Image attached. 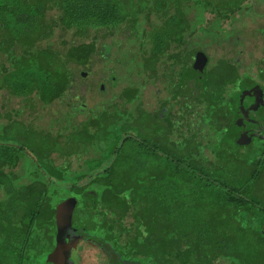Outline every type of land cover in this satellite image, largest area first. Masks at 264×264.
I'll use <instances>...</instances> for the list:
<instances>
[{
	"label": "trees",
	"instance_id": "1",
	"mask_svg": "<svg viewBox=\"0 0 264 264\" xmlns=\"http://www.w3.org/2000/svg\"><path fill=\"white\" fill-rule=\"evenodd\" d=\"M151 1L154 0H0V91L4 89L15 97L36 99L41 107H45L69 91L76 69L86 67L98 49L95 38L113 34V30L123 25L126 30L132 29L128 31L129 40L140 48L139 53H135L138 62H133L134 54H127L125 49L122 56L127 59L125 65L131 62L129 68H140L142 72L147 70L152 75H156L160 68L167 71L166 79L169 82H166V86L172 97L187 93L191 81L199 100L217 106L216 112L220 117L218 128L227 134L226 139L237 138L235 128L229 129L226 123L221 122L224 118L228 121L231 118L229 111L226 112V108L220 105L226 86L235 84L239 79L238 67L223 58L201 75L200 72H193L190 66L197 51L205 53L211 44L221 40L218 37L227 38L231 24L241 12L247 11L250 0ZM143 20L147 23L146 27L140 26ZM63 30L72 32L71 41L59 38ZM54 35L58 37L57 46L52 43ZM197 36L203 39H197ZM231 44H236V41L232 40ZM113 45L118 48L114 40L101 45L104 59ZM139 88L124 86L123 95L120 94L125 97L124 102L135 100ZM162 103L157 110L152 109L157 112L149 114L154 133L146 135V139L142 135H128L130 130H126L129 127H126L121 114H115L120 120L119 132L110 130L108 124L112 122V116L104 111L110 116L108 120L102 111L105 117L100 112L97 118L91 117L93 121L91 118L83 119L85 124L81 128H85L72 132L66 146L58 145L57 137L49 132L5 111L4 116L8 119L0 118V232L5 234L7 229H12L10 235L6 231L3 240L0 238V243L3 241L6 245L4 250L8 249V252H3L0 248L2 256L8 257L14 253L17 264H21L28 249L43 253L41 247L30 248V245L41 242V238L45 239L42 242L53 244L54 205L61 202L60 198L64 201L74 200L70 207V228L82 229V236H94L96 241H99V234L107 235L104 240L114 237L111 233L115 225L123 229V218L131 216L135 221L136 233L132 235L133 245L129 249L134 251L133 246L136 245V254L162 256L165 261L158 260L159 263L212 264L219 258L225 259L227 255L242 258L243 254L239 253L248 249L238 247L239 242L252 246L254 254L261 250L264 256V206L241 193L239 188L243 189L245 184L233 182L225 185L218 179L224 178L225 161L232 154L210 148L209 153L205 150V153L194 155V152L206 147L211 136L206 135L203 127L188 126L189 122L185 123V127L180 124L174 129L172 104L163 111L162 107L167 102ZM137 105L141 106L140 101H137ZM187 109L185 107L184 112ZM140 110L144 114L143 108ZM17 112L15 115L19 114ZM31 134H37L32 143L22 139ZM204 137H208L206 141ZM239 137L245 141L237 142L236 153L238 149L246 147L248 156L245 163L252 162L246 164L252 166L250 173L253 170L255 174L257 171L261 173L264 169V146L251 141L248 135ZM80 144L94 145V157L85 158L82 162L87 167L79 164L68 170L67 167L53 164L51 152L55 150L57 156H70L78 153ZM123 153L128 161L120 155ZM158 156L162 157V161ZM22 157L33 167L28 177H25L27 173L22 175L14 171L17 164L21 169L18 162ZM230 159L236 161L234 157ZM218 163L223 164L222 169L212 171L211 166L219 167ZM240 167L236 169V165H231L227 169L240 171ZM108 168L109 173L106 172ZM95 190L100 191L99 194ZM98 206L102 214L99 221L92 213ZM256 219L262 222H256ZM106 228L110 234H104ZM244 238L250 241L244 242ZM11 245L15 246L10 248ZM7 261L10 260L4 264H9ZM251 261L249 259L245 263L254 264Z\"/></svg>",
	"mask_w": 264,
	"mask_h": 264
},
{
	"label": "rangeland",
	"instance_id": "2",
	"mask_svg": "<svg viewBox=\"0 0 264 264\" xmlns=\"http://www.w3.org/2000/svg\"><path fill=\"white\" fill-rule=\"evenodd\" d=\"M247 22H248V26L246 27H249V32H246L244 28L241 26V24L237 23L236 21L233 22L230 26V30H235L233 33H235L237 30L236 36H238L239 43H236L237 45L236 51L232 49L231 45H226V41L224 40V37H223L218 43L211 44L210 49L207 51L208 55L211 56L210 60H215L217 57L219 58L222 55H226L227 57L233 56L236 62L240 60V64L242 66L246 65L248 70L253 69L252 64H254L255 61L257 60L256 58H258L261 55V52L258 49H260L262 42L260 40L261 36L259 34H255L250 31L253 25L261 26V24L259 22H254L251 19H249ZM140 26L146 27L147 26L146 21L143 20L140 23ZM131 30L132 29H128V30L124 29L122 25L121 28H118L117 30H113V34H108L106 36H101V37L98 36L97 39L95 38V42H96L98 49L95 52V54H93V56L90 58V61L86 65V67L85 66L78 67L76 69V73L74 74V80L73 82H71L69 86V91L66 92L63 97H61L62 99L58 98L55 101L51 102L50 104L46 105L45 107H41V105L39 104V101L36 99H30V98L24 99L18 96L15 97L7 93L6 91H4V89H2L0 91L2 92L0 94V118L2 119L7 118L4 116L5 111H9L11 112L13 116H15V110L17 109L19 110L18 112L19 114H16L17 119L22 118V120H24L25 123L28 122L29 124H32V126H36L40 129H43V131L49 132L51 136L57 137L58 145L66 146V144L70 142L71 140L70 138H72V132L78 131L79 128H81V125L83 124L82 123L83 119L88 120V118L94 117L100 114V112L102 111L104 112L105 110L107 113L110 112L109 115L111 114L112 116V122L108 124V128L110 130H114V132L117 133L118 131L117 128L119 126L118 123L120 120L117 118L115 114H118V115L121 114L122 115L121 117H123V121L126 127H129L130 129L133 128L131 129L132 131L129 129L130 131L127 134L131 133L130 135H133V136L142 135V137L146 139V135L149 136L150 134L151 136V134L154 133L153 130L151 129L153 126V123L150 121L149 114L156 112V111H153L152 109L157 110L158 106L161 107V105L163 104L162 101L163 102L165 101L167 102V104L166 106H164V109H162L163 111H166L172 104L171 112L175 116L173 118V120L175 119L174 120L175 124L173 127L174 129H175V126L176 127L179 126L180 123H182L181 125L182 127H185V123L189 122L188 126L194 127V128H196L197 126L198 129H200V127L201 128L203 127V130L206 133V135L211 136L206 143V147H202L201 149L202 151L200 150L197 153L194 152V155L200 154L201 152L203 153L205 150H207V153H209L210 148H213V150L215 151L221 150L222 152H226V154L230 152L232 156L226 159L225 161L226 166H224L226 170L222 174V176L224 177L223 178L224 180L222 178H218V179H220L221 182L224 183L225 185L232 184L233 182H237L238 184L240 183L245 184L243 189L239 188L241 193L244 196H248L253 201L259 204H262L264 206V198H263L264 197V169H262L261 173L257 171V173L255 174L254 173L255 170H253L250 173L249 168H251L252 166H247L246 164H252V162L250 161V162L245 163V161L247 160V156H248V150L246 149V147H244L243 149H238L239 150L238 154L236 153L237 152L236 150L237 142L241 143L243 142V139L240 138L241 140L238 139V141L235 138L226 139L227 138L226 134L223 133L218 128L220 117L217 116L218 115V113L216 112L217 106L213 103L211 104V102H208V103L206 102L207 105L203 107L204 113H201L199 111L200 110L199 100L195 98L197 93L195 89H193L191 81H189L190 89H188L187 93H180L178 94V96L172 97L171 93L168 92V89L166 86L167 85L166 82H169L166 79V76L168 74L167 71L164 72L160 68L159 71L156 73V75H152V74H149L147 70L145 72H142V69L140 68H129L131 62H128L125 65V63L127 62V59H123L122 57L124 53L126 52L125 49H127L128 51L127 54L128 53L129 55L134 54V58L132 59L133 62L134 61L136 62V60L138 62L139 60L138 56L135 55V53L136 52L139 53L138 51L140 50V48L138 47L137 43L133 44V42L129 40L130 37L128 36V31H131ZM60 33H61L59 37L60 39H65L67 41L72 40L71 31L63 30V32L60 31ZM57 38L58 37H55L54 35L53 40H52V43L54 46L58 45ZM200 38L201 37L197 36V39H200ZM113 40L116 44L118 43V48L115 45L110 46L109 54L107 55V58L104 59L103 55L101 54V50H102L101 45H103L104 42L110 43ZM241 48L243 49L242 52L239 51V49ZM119 49L121 50L119 51ZM248 53H250V55H248ZM175 67H176V64H175ZM110 74L114 75L113 77L116 78L117 83H115L114 86H112V84L109 83L110 80L108 77ZM102 79H105V82L107 81L105 94H103L102 90L98 86L99 81ZM129 85L140 87L139 91L135 93L137 95L136 97L137 100L135 101H140L144 114L141 112L140 109H138L139 107L136 106L137 102L133 100L132 102L126 103L124 102L123 97L120 95L122 88L124 86H129ZM66 99H68V101ZM66 102L68 105L66 104ZM221 102L223 104H221L220 106L225 108V105H227L226 98L223 97ZM76 103L77 104L79 103L78 106ZM82 103L84 104V106H82L83 105ZM79 106L81 107V109L79 108ZM73 107L78 108V110L77 109L73 110L72 109ZM185 107L189 108L186 110V112H184ZM150 110L152 111L148 112ZM112 111H114V113ZM135 111H136V116H134ZM182 114H183V117H181ZM199 115H201V117ZM207 116L209 118H207ZM23 117H25V119ZM106 119L109 120L110 116H107ZM200 121L202 123H200ZM208 123L210 124V126ZM141 129H142V132L145 134V136L141 132ZM173 132L175 131L173 130L172 134H174ZM36 138H37V134H31L29 136L23 137L22 139L25 142L32 143L34 140H36ZM207 138L204 137L203 138L204 141H206ZM94 142L96 143V141ZM81 145L82 147H80L78 153L71 154L70 156H57L58 153L56 151L51 152L50 157L52 159L53 164L60 166L62 168L67 167L69 170V169L78 167L79 164H82L85 158L94 157L93 152H92L93 149L91 145H87V144H81ZM222 147L225 149H223ZM228 147L229 149L227 150L226 148ZM126 148L127 147H125V151H126ZM83 149H86V150H83ZM27 151L33 152L32 150H27ZM100 151L104 152V150L102 149H100ZM124 153L122 154V158H124L125 161H128L129 159L125 156ZM232 157L236 158V161H232L230 159ZM18 163L20 164L19 166H21V169L19 170L18 164H17L14 167V171L22 175H24V173H27L25 177H28L29 173H32L33 171V167L31 166V163L26 162V160L23 157L20 159ZM218 165L219 167L211 166V170L213 171L214 169L216 170L222 169L223 164L218 163ZM231 165H236V169H238V167L241 166L240 171H237V170H236L237 172L228 171L227 168ZM81 167L84 168V167H87V165L82 164ZM22 175L20 177H22ZM61 184L67 185L68 183H61ZM54 189L57 192V189L56 188ZM72 203H73V200L64 201V204L66 207H71ZM100 210H101V207L98 206L95 209V211L92 212L95 214L94 216L96 217L98 221L101 220L102 218V214ZM132 219L133 218L129 215L125 216L121 224L123 226V229L118 228V226L115 225L111 233L112 235H114V237L108 240H104V237L106 239L107 235L105 236V235L99 234L97 238L99 239V241H102L103 243L99 242L100 246L98 245L97 242L93 243V247L97 245L100 250V251L96 250L97 252L95 254H100V252L101 254H104L105 253L104 249L107 248V246H105L104 243H107L109 248L106 250H109L110 252V249H112V247L114 246L113 252L116 251V253L117 252L120 253V255L126 257L128 259V262L130 263L134 262V264H155V261H158V260L164 262L165 260L163 259V257L162 256L157 257L156 254H153V255L148 254L147 256H144L143 254H136L135 249H138L137 248L138 246L136 245L133 246L134 251L129 249V247H131V244L133 245V243H131V239H132V235L135 232L134 231L135 221H132ZM256 222H262V221L260 219H256ZM11 229L12 228L6 230L7 235L11 234ZM6 231L4 232L5 234H2V231L0 232V238H2V240H3V237H5L6 235ZM107 232H108V229L106 228L104 230V234ZM96 234H98V232ZM83 239H85L83 238V236L76 234L75 240L72 241L71 243L72 248H74L72 252L75 255L74 257L75 261H78L77 259H79L77 254H79L82 258L85 257L86 259H88L90 256H93L92 254H89V253L84 254L87 251L86 249L87 246L91 244L90 242L88 243V245L81 244V241H83ZM40 240L41 242H39L38 244L30 245V248L40 249L41 247L43 248L42 249L43 253L40 254V253H37L39 251L28 249L27 251L28 253H26L25 257L21 260V264H48V260L46 256L47 254H50L52 250L54 249V243L49 244L48 241L44 243L42 242V240H45V239H42V238ZM249 241L250 239L244 238V242L248 243ZM1 242L2 243H0L1 244L0 248L3 250V252H8V249L4 250V247L6 245L3 243V241ZM31 243H33V241ZM14 246L15 245H11L10 248ZM238 247H245L248 249V251L244 250L241 253H239L241 255L243 254L242 258L239 256L235 257L234 255H227L225 259L219 258L215 260L213 264H246L245 262H248L249 259H252L251 263L254 262V264H264V256L261 255L262 254L261 250H257V254H254L253 253L254 250L252 249L253 248L252 246L248 244L243 245L240 242L238 243ZM44 249H45V252H44ZM76 252L78 253L76 254ZM16 253L17 252H15V254ZM13 254L14 253H12L11 256L5 257V256H2V254L0 253V264H4L6 260H10V261H7L9 264H17V260H15V256ZM95 259H97L96 256L93 259L91 258V260H95ZM166 264H169V262H166Z\"/></svg>",
	"mask_w": 264,
	"mask_h": 264
},
{
	"label": "flooded vegetation",
	"instance_id": "3",
	"mask_svg": "<svg viewBox=\"0 0 264 264\" xmlns=\"http://www.w3.org/2000/svg\"><path fill=\"white\" fill-rule=\"evenodd\" d=\"M248 3H250V6L248 7L246 13L241 12L240 15L238 16V19H236V22L241 24V26L244 28V30L246 32H249V27H246V26H248L247 21L249 19H251L254 22H259L261 24V26L253 25L251 27V31H250V32H253L255 34H259L262 38V39H260L262 42V45L260 46V49H258V50H260L261 55L257 58L255 63L252 64V67H253L252 70L253 71L248 70L246 65L242 66L240 64V60H238L236 62L234 60L233 56L227 57L226 55H222L219 58L217 57L215 60H210L211 56L208 55V52H207L208 50L205 53H203L206 56V59L204 60L205 61L204 64L199 63L200 60L198 58H202V57H200L199 54H198L199 56L197 55V53L199 51H197V53H196L197 56L194 55V57L191 60L192 64L194 62L195 63L197 62V64L201 67V69L199 66H198L199 68L196 67L194 69L192 67V64H191L190 68L193 72H200L202 75L203 71L209 70L210 68H212L215 65L213 63H217L220 59H223V58L229 59V61L231 63H233L234 66L238 67V72H239L238 73V76H239L238 81L233 85L226 86L225 93L223 94L224 95L223 97L226 98V104H227V105H225L226 111L232 110V111H230V113L232 112L230 114L231 120L228 123V120H226L224 118L223 120H221V122L226 123L227 125L229 124L228 125L229 128L234 127L235 130L237 131L236 133H238L236 135H238V136H241L242 134L248 135V136L253 135L252 138L250 137L251 140L253 141L255 139L254 142H257L258 144H262L264 146V122H263L264 121V113H263L264 112V57H262V56H264V21H263L264 20V0H250V2H248ZM234 31L235 30H229L228 31L229 35L227 36V38L225 37L224 40L226 41V45H231L232 49L236 51L237 45L231 44L232 40H233V42L236 41V43H239L238 36H236L237 30L235 33H233ZM242 50H243L242 48L239 49L240 52H242ZM248 55H250V53H248ZM113 76L114 75L110 74L108 77L110 80L109 83L112 84V86H114L115 83H117L116 78H114ZM245 76L249 77V78L251 77L250 80H249V78H246ZM244 78H246V79H244ZM106 82H105V79H102L98 83L99 88L101 90H105V92H106V89H105L106 88ZM244 82H246V83H244ZM101 84H103V86ZM104 85H105V87H104ZM237 85H238V87H237ZM230 87H232V88H230ZM105 92L103 94H105ZM239 93H241V94H239ZM195 98H197L198 100L200 99V97L198 98L197 95L195 96ZM199 104H200V110L199 111L202 112L203 107L205 105H207V103L204 100L203 101L199 100ZM246 106H248V107H246ZM162 109H164V107H162ZM244 109H245V111H244ZM235 110H236V113H235ZM256 110H258V111L255 112ZM262 110H263V112H262ZM261 112H262V114H261ZM238 116H239V118H238ZM236 127H240L241 129L240 128L236 129ZM242 127H243V129H242ZM250 131H252V132H250ZM257 137H259V138H257ZM69 197H71V196H69ZM64 198H67V197H64ZM59 200L61 201L62 207L64 209L67 208L64 204V200L61 198ZM56 205H57V203L55 202V207H56ZM72 230H75V233L71 237L64 235V233H66L67 230L63 231V233L61 235V239L64 241L63 244H65L67 242V248H65V250H60L59 252H57V254H63L62 252L64 251V252H66V254L67 253L71 254V259H74L75 255L72 252L74 248H72V245H71L72 249L71 248L69 249V244H71L72 241L75 240L76 234L81 235V236L83 234L82 233L80 234V232H81L80 230H82V229H75L74 228ZM53 234H54L53 237H54V248H55V245H56L55 244L56 243L55 242V240H56L55 226H54V233ZM66 236H67V238H66ZM83 237H85V236H83ZM89 242L91 245H88ZM94 242H102V241L94 240V236L85 237V239H83V241H81V244H87L88 245L86 248L87 251L84 254L89 253V254H92L93 256H90L88 259H86L85 257L81 258V259H77L79 264H81V263L82 264H84V263H86V264H134V262H131V263L128 262V259L124 256H121L120 253H118V252L116 253V251H114L115 252L114 253L113 249H110V252H109V250H106L109 248L107 243H104L105 246H107V248L104 249V251H105L104 254H101V252H100V254H95L97 251H100V250H99V247L97 245L95 247H93ZM98 245L100 246L99 243H98ZM77 253L78 252H76V254ZM116 254L118 255V257ZM77 255L80 258V255L79 254H77ZM95 256L97 257V259L91 260V258L93 259ZM23 257H24V255H23ZM112 261H113V263H112ZM213 262H212V264H213ZM48 264H52V263L48 262ZM155 264H163V263L162 262L159 263V262L155 261Z\"/></svg>",
	"mask_w": 264,
	"mask_h": 264
},
{
	"label": "water",
	"instance_id": "4",
	"mask_svg": "<svg viewBox=\"0 0 264 264\" xmlns=\"http://www.w3.org/2000/svg\"><path fill=\"white\" fill-rule=\"evenodd\" d=\"M200 55V57L202 58H198L200 60V64H204V60L206 59V56L200 51L197 53V55ZM198 55V56H199ZM199 65L197 64V62L192 64V67L195 69L196 67H198ZM201 69V67H200ZM103 86V84H101ZM84 106V105H82ZM68 200V199H67ZM73 200V199H72ZM71 213L72 210L70 209V207L67 208H63L61 205V202H57V205L55 207V236H56V240H55V248L52 250V252L50 254H47L46 258L48 260V262H51L52 264H75L74 259H71V254H66V252H62L63 254H57V252H59L60 250H65V248H67V242L65 244L64 241L61 239V235L63 233V231H66V233H64V235L67 236H72L75 233V230L70 229V217H71ZM66 236V238H67ZM65 238V239H66ZM71 244H69V249ZM72 249V248H71ZM117 255V254H116ZM118 257V255H117Z\"/></svg>",
	"mask_w": 264,
	"mask_h": 264
},
{
	"label": "bare ground",
	"instance_id": "5",
	"mask_svg": "<svg viewBox=\"0 0 264 264\" xmlns=\"http://www.w3.org/2000/svg\"><path fill=\"white\" fill-rule=\"evenodd\" d=\"M148 1H149V0H148ZM157 1H158V0H157ZM152 2L155 3V0H154V1H151V3H152ZM233 2H235V1H232V3H233ZM262 2H263V1H262ZM204 3L206 4L207 2H204ZM235 3H236V2H235ZM235 3H234V4H235ZM202 4H203V3H202ZM236 4H237V3H236ZM230 5H231V4H230ZM230 5H229V7H230ZM234 6H236V5H234ZM211 7H214V6H211ZM227 7H228V6H227ZM227 7H226V8H227ZM231 9H232V8H231ZM245 9H246V8H245ZM196 10H197V9H196ZM207 10H208V9H207ZM219 10H220V9H219ZM223 10H224V9H223ZM223 10H222V11H223ZM238 10H239V9H238ZM250 10H251V9H250ZM180 11H181V10H180ZM182 11H185V10L183 9ZM213 12H214V11H213ZM187 13H188V12H187ZM196 13H197V12H196ZM196 13H194V14H196ZM232 13H233V12H232ZM238 13H239V12H238ZM245 13H246V12H245ZM220 14H221V13H220ZM228 14H229V13H228ZM230 14H231V13H230ZM250 14H251V13H250ZM188 15H189V14H188ZM213 15H214V14H213ZM231 15H232V14H231ZM244 15H245V14H244ZM253 16H254V15H253ZM194 17H195V16H194ZM215 17H217V16H215ZM227 17H228V16H227ZM241 17H242V16H241ZM246 17H247V16H246ZM183 18H184V17H183ZM218 18H219V17H218ZM232 18H234V17H232ZM237 18H238V17H237ZM215 19H216V18H215ZM193 20H194V19H193ZM196 20H197V19H196ZM190 21H191V20H190ZM184 22H185V21H184ZM194 22H196V21H194ZM216 22H217V21H216ZM216 22H215V23H216ZM218 22H219V21H218ZM227 22H228V21H227ZM227 22H226V23H227ZM207 23H209V22H207ZM211 23H212V22H211ZM222 23H223V22H222ZM184 24H185V23H184ZM184 24H183V27L185 26ZM181 25H182V24H181ZM188 25H189V24H188ZM192 25H194V24H192ZM209 26H212V24L209 25ZM185 27H186V26H185ZM191 27H192V26H191ZM191 27H190V28H191ZM200 27H201V26H200ZM200 27H199V28H200ZM213 27H214V25H213ZM244 27H245V26H244ZM187 28H188V27H186V29H187ZM102 29H103V28H102ZM220 29L223 30L222 27H221ZM182 30H183V29H182ZM203 30H204V29H203ZM203 30H202V33H203ZM184 31H185V30H184ZM191 31H192V30H191ZM198 31H199V30H198ZM198 31H197V32H198ZM209 31H210V30H209ZM213 31H214V30H213ZM259 31H260V30H259ZM210 32H211V31H210ZM205 33H206V32H205ZM207 33H208V32H207ZM215 33H216V32H215ZM215 33H214V34H215ZM218 33H219V32H218ZM181 34H182V33H181ZM181 34H179V35L181 36ZM194 34H195V33H194ZM197 34H198V33H197ZM95 35H96V34H95ZM105 35H106V34H105ZM208 35H210V34H208ZM208 35H206V36H208ZM238 35H239V34H238ZM180 36H179V37H180ZM190 37H192V36H190ZM216 37H217V36H216ZM104 38H105V37H104ZM201 38H202V37H201ZM201 38H200V39H201ZM218 38L221 39V37H218ZM184 39H185V38H184ZM202 39H203V38H202ZM204 39H205V38H204ZM206 39H207V38H206ZM220 39H219V40H220ZM261 39H262V38H261ZM176 40H177V39H176ZM185 40H186V39H185ZM177 41H178V40H177ZM180 41H181V40H180ZM178 42H179V41H178ZM178 42H177V43H178ZM211 42H212V41H211ZM249 42H250V41H249ZM175 43H176V41H175ZM180 43H181V42H180ZM250 43H251V42H250ZM248 44H249V43H248ZM207 45H208V44H207ZM197 46H198V45H197ZM251 46H252V45H251ZM195 55H196V54H195ZM196 56H197V55H196ZM262 57H264V56H262ZM256 59H257V58H256ZM182 64H183V63H182ZM184 64H185V63H184ZM185 67H186V66H185ZM150 73H151V72H150ZM248 76H249V75H248ZM250 78H251V77H250ZM250 78H249V80H250ZM234 79H235V78H234ZM244 79H246V78H244ZM229 81H230V80H229ZM240 81H241V80H240ZM246 81H247V80H246ZM242 82H243V81H242ZM227 83H228V82H227ZM244 83H246V82H244ZM238 84H239V83H238ZM104 87H105V85H104ZM237 87H238V85H237ZM247 87H248V86H247ZM105 89H106V88H105ZM252 89H253V88H252ZM108 90H109V89H108ZM247 90H248V89H247ZM243 91H244V90H243ZM122 92H123V90H122L120 93H122ZM237 92H238V91H237ZM110 93H111V92H110ZM110 93H109V94H110ZM117 93H118V92H117ZM73 94H74V93H73ZM113 94H114V93H113ZM133 94H134V93H133ZM239 94H241V93H239ZM121 95H123V94H121ZM233 95H234V94H233ZM105 97H106V96H105ZM116 97H117V96H116ZM123 97H124V96H123ZM119 98H120V96H119ZM124 98H125V97H124ZM126 98H127V97H126ZM131 98H134V97H131ZM61 99H62V98H61ZM66 100L68 101V99H66ZM128 100H129V99H128ZM130 100H131V99H130ZM135 100H137V99H135ZM135 100H134V101H135ZM64 101H65V99H64ZM81 101H82V100H81ZM124 101H125V100H124ZM243 101H244V100H243ZM76 102H77V101H76ZM135 102H137V101H135ZM105 103H107V102H105ZM119 103H120V102H119ZM121 103H122V102H121ZM126 103H127V102H126ZM66 104H67V102H66ZM76 104H77V103H76ZM78 104H79V103H78ZM78 104H77V106H78ZM82 104H83V103H82ZM157 104H158V103H157ZM64 105H65V104H64ZM67 105H68V104H67ZM67 105H66V106H67ZM83 105H84V104H83ZM106 105H107V104H106ZM114 105H115V104H114ZM138 105H139V104H138ZM138 105H136V106H138ZM153 105H155V104H153ZM239 105H240V104H239ZM122 106H123V105H122ZM261 106H262V105H261ZM75 107H76V106H75ZM79 107H80V106H79ZM107 107H108V106H107ZM118 107H119V106H118ZM140 107H141V106H139V108H140ZM246 107H248V106H246ZM136 108H137V107H136ZM141 108H142V107H141ZM141 108H140V109H141ZM239 108H240V107H239ZM242 108H243V107H242ZM14 109H15V108H14ZM61 109H62V108H61ZM74 109H75V108H74ZM83 109H84V108H83ZM111 109H112V108H111ZM113 109H115V108H113ZM16 110H17V109H16ZM77 110H78V109H77ZM116 110H117V109H116ZM236 110H237V109H236ZM236 110H235V113H236ZM104 111H105V110H104ZM109 111H111V110H109ZM183 111H184V110H183ZM228 111H229V110H227L226 112H228ZM230 111H232V110H230ZM230 111H229V113H228L229 116H230V114L232 113V112L230 113ZM244 111H245V109H244ZM257 111H258V110H256L255 112H257ZM16 112H17V111H15V113H16ZM74 112H75V111H74ZM82 112H83V111H82ZM105 112H106V111H105ZM105 112H104V113H105ZM112 112L114 113V111H112ZM150 112H151V110H150ZM156 112H157V111H156ZM174 112H176V111H174ZM180 112H181V111H180ZM262 112H263V110H262ZM262 112H261V114H262ZM17 113H18V112H17ZM80 113H81V112H80ZM104 113L101 112V114H104ZM106 113H107V112H106ZM106 113H105V114H106ZM109 113H110V112H109ZM159 113H160V112H159ZM187 113H189V112H187ZM196 113H197V112H196ZM263 113H264V112H263ZM105 114H104V117L107 115V114H106V115H105ZM177 114H178V113H177ZM190 114H191V113H190ZM223 114H224V113H223ZM226 114H227V113H226ZM226 114H225V116H226ZM11 115H12V114H11ZM99 115H100V114L96 115V118H97ZM162 115H163V114H162ZM169 115H170V114H169ZM172 115H173V114H172ZM182 115H183V114H182ZM196 115H197V114H196ZM244 115H245V114H244ZM7 116H8V115H7ZM15 116H16V115H15ZM19 116H20V115H19ZM107 116H109V115H107ZM110 116H111V114H110ZM179 116H180V115H179ZM191 116H192V115H191ZM205 116H206V115H205ZM217 116H218V115H217ZM223 116H224V115H223ZM229 116H227V117H229ZM234 116H235V115H234ZM259 116H260V115H259ZM262 116H263V115H262ZM2 117H3V116H2ZM16 117H17V116H16ZM158 117H159V116H158ZM177 117H178V116H177ZM202 117H203V116H202ZM10 118H11V117H10ZM14 118H15V117H14ZM23 118L25 119V117H23ZM92 118L94 119V117H92ZM92 118H91V119H92ZM96 118H95V119H96ZM101 118H102V117H101ZM179 118H180V117H179ZM207 118H209V117L207 116ZM230 118H231V117H230ZM235 118H236V117H235ZM238 118H239V116H238ZM7 119H8V118H7ZM93 119H92V121H93ZM205 119H206V118H205ZM258 119H259V118H258ZM21 120H22V118H21ZM174 120H175V119H174ZM184 120H185V119H184ZM197 120H198V119H197ZM197 120H196V121H197ZM230 120H231V119H230ZM230 120L228 121V123L230 122ZM233 120H234V119H233ZM233 120H232V121H233ZM239 121H240V120H239ZM240 122H241V121H240ZM240 122H239V123H240ZM243 122H244V121H243ZM263 122H264V121H263ZM82 123L85 124L84 121H83ZM133 123H134V122H133ZM133 123H132V124H133ZM172 123H173V122H172ZM172 123H171V124H172ZM177 123H178V122H177ZM200 123H202V122L200 121ZM233 123H234V122H233ZM83 124H82V125H83ZM178 124H179V123H178ZM180 124L182 125V123H180ZM180 124H179V126H180ZM208 124H209V123H208ZM230 124H231V123H230ZM236 124H237V123H236ZM244 124H245V123H244ZM93 125H94V124H93ZM197 125H199V124H197ZM205 125H206V124H205ZM228 125H229V124H228ZM85 126H86V125H85ZM209 126H210V124H209ZM230 126H231V125H230ZM262 126H263V125H262ZM262 126H261V127H262ZM0 127H1V126H0ZM91 127H92V126H91ZM118 127H119V126H118ZM175 127H176V126H175ZM181 127H182V126H181ZM227 127L229 128V126H227ZM82 128L84 129L85 127L82 126ZM82 128H79V130L82 129ZM98 128H99V125H98ZM170 128H171V127H170ZM176 128H177V127H176ZM192 128H194V127H192ZM196 128H198V127L196 126ZM237 128H240V127H236V129H237ZM129 129H130V128H129ZM129 129H126V130H129ZM131 129H133V128H131ZM131 129H130V130H131ZM229 129H230V128H229ZM233 129H234V127H233ZM240 129H241V128H240ZM242 129H243V127H242ZM42 130H43V129H42ZM86 130H87V129H86ZM180 130H181V129H180ZM180 130H179V131H180ZM208 130H209V129H208ZM244 130H245V129H244ZM247 130H248V129H247ZM112 131H114V130H112ZM131 131H132V130H131ZM133 131H134V130H133ZM135 131H136V129H135ZM135 131H134V132H135ZM171 131H172V130H171ZM176 131H177V130H176ZM181 131H182V130H181ZM227 131H228V130H227ZM234 131H235V130H234ZM89 132H90V131H89ZM91 132H92V131H91ZM118 132H119V131H118ZM232 132H233V130H232ZM232 132H230V133H232ZM250 132H252V131H250ZM139 133H140V132H139ZM139 133H138V134H139ZM87 134H88V133H87ZM92 134H93V133H92ZM130 134H131V133H130ZM169 134H170V133H169ZM174 134H175V133H174ZM233 134H234V133H233ZM236 134H238V133H236ZM245 134H246V133H245ZM123 135H124V134H123ZM128 135H129V134H128ZM176 135H177V134H176ZM226 135H227V134H226ZM242 135H244V134H242ZM242 135H241V136H242ZM254 135H255V134H254ZM173 136H174V135H173ZM178 136H179V135H178ZM180 136H181V134H180ZM121 137H122V136H121ZM233 137H234V136H233ZM250 137L252 138L253 135H251ZM255 137H256V136H255ZM91 138H92V137H91ZM109 138H110V137H108V139H109ZM234 138H235V139H237V138H239V139H240V138H241V139H244V138L239 137V136H238L237 138H236V137H234ZM257 138H259V137H257ZM177 139H178V138H177ZM241 139H240V140H241ZM246 139H248V138H246ZM139 140H141V139H139ZM248 140H249V139H248ZM250 140H251V139H250ZM94 141H95V140H94ZM129 141H130V140H128V142H129ZM142 141H143V140H142ZM237 141H238V139H237ZM243 141H245V139H244ZM251 141H252V140H251ZM254 141H255V139L253 140V142H254ZM7 142H8V140H7ZM126 142H127V141H126ZM79 143H80V142H79ZM94 143H95V142H94ZM131 143H134V142L131 141ZM256 143H257V142H256ZM99 144H100V143H99ZM119 144H120V143H119ZM123 144H124V143H123ZM128 144H129V143H128ZM134 144H135V143H134ZM143 144H144V142H143ZM146 144H147V143H146ZM238 144H239V143H238ZM249 144H250V141H249ZM80 145H81V144H80ZM80 145H79V146H80ZM100 145H101V144H100ZM247 145H248V144H247ZM93 146H94V145L92 144V147H93ZM120 146H121V145H120ZM149 146H151V145H149ZM248 146H249V145H248ZM250 146H251V144H250ZM255 146H256V145H255ZM255 146H254V147H255ZM259 146H260V145H259ZM80 147H82V145H81ZM85 147H86V146H85ZM88 147H89V146H88ZM136 147L139 148L138 145H136ZM96 148H97V147H95V149H96ZM79 149H80V148H79ZM79 149H78V150H79ZM81 149H82V148H81ZM87 149H88V148H87ZM95 149H94V151H95ZM143 149H144V147H143ZM143 149H142V150H143ZM83 150H86V149H83ZM96 150L98 151V149H96ZM133 150H134V149H133ZM146 150H148V149H146ZM149 150H150V149H149ZM260 150H261V149H260ZM260 150H258V151H260ZM263 150H264V149H263ZM52 151H53V150H52ZM54 151H55V150H54ZM136 151H137V150H136ZM138 151H139V150H138ZM138 151H137V152H138ZM158 151H159V150H158ZM244 151H245V150H244ZM92 152H93V151H92ZM115 152H116V151H115ZM143 152H144V151H143ZM71 153H72V152H71ZM144 154H145V153H144ZM164 154H165V153H164ZM45 155H46V154H45ZM55 155H56V154H55ZM59 155H60V154H59ZM85 155H86V154H85ZM87 155H88V154H87ZM94 155H95V154H94ZM120 155H122V154H120ZM148 155H149V154H148ZM262 155H263V154H262ZM141 156H142V155H141ZM109 157H110V156H109ZM142 157H143V156H142ZM144 157H146V154L144 155ZM158 157H159V159L161 160L162 157H161V156H158ZM45 158H46V157H45ZM45 158H43V159H45ZM146 158L148 159V157H146ZM49 159H50V157H49ZM163 160H164V159H163ZM173 160H174V158H173ZM161 161H162V160H161ZM175 161H176V160H175ZM259 161H260V160H259ZM111 163H112V162H111ZM113 163H114V162H113ZM116 163H117V162H116ZM104 164H105V163H104ZM75 166H76V165H75ZM171 166H172V165H171ZM59 167H60V166H59ZM120 167H121V166H120ZM133 167H134V166H133ZM168 167H170V166H168ZM65 168H66V167H65ZM138 168H139V166H138ZM85 169H86V168H85ZM95 169H96V168H95ZM109 169H110V168H108V171H106V170H104V171H106V172L109 173V171H110ZM66 170H67V169H66ZM97 170H98V169H97ZM164 171H165V170H164ZM92 172H93V171H92ZM106 172H105V173H106ZM108 173H107V174H108ZM117 173H118V172H117ZM171 173H172V172H171ZM90 174H91V173H90ZM113 174H115V173H113ZM93 175H94V174H93ZM118 175H119V174H118ZM198 175H199V174H198ZM171 176H172V175H171ZM109 178H110V177H109ZM109 178H108L107 180H109ZM157 178H158V177H157ZM62 179H63V178H62ZM135 179H136V178H135ZM56 180H57V179H56ZM64 180H65V179H64ZM153 180H154V179H153ZM54 181H55V180H54ZM65 181H66V180H65ZM103 181H104V180H103ZM103 181H102V182H103ZM136 181H137V180H136ZM138 181H139V180H138ZM138 181H137V182H138ZM141 181H142V180H141ZM150 181H151V180H150ZM154 181H155V180H154ZM61 182H62V181H61ZM100 182H101V181H100ZM102 182H101V183H102ZM162 182H163V181H162ZM71 183H72V182H71ZM94 183H95V182H93V185H94ZM105 184H106V180H105L104 185H105ZM73 185H74V184H73ZM95 185H96V186L98 185V184H97V181H96V184H95ZM130 185H131V184H130ZM162 185H163V184H162ZM250 185H251V184H250ZM58 186H59V185H58ZM90 186L92 187L91 184H90ZM131 186H132V185H131ZM59 187H60V186H59ZM70 187H71V186H70ZM72 187H73V186H72ZM98 187L100 188V186H98ZM102 187H103V186H102ZM129 187H130V186H129ZM94 188H95V187H94ZM95 189H96V188H95ZM81 190H84V189H81ZM97 190H98V188H97ZM163 190H164V189H163ZM92 191H93V190H92ZM59 192H60V191H59ZM82 192H83V191H82ZM86 192H87V191H86ZM95 192H96V190H95ZM99 192H100V191H99ZM99 192H96V193L99 194ZM54 193H55V192H54ZM80 193H81V192H80ZM80 193H79V194H80ZM235 193H236V192H235ZM235 193H234V194H235ZM79 194H78V195H79ZM81 194H83V193H81ZM93 194H94V193H93ZM72 195H73V194H72ZM95 195H96V194H95ZM240 195H241V194H240ZM240 195H239V196H240ZM258 196H259V195H258ZM260 196H261V194H260ZM72 198H73V196H72ZM263 198H264V197H263ZM74 199H75V198H74ZM242 199H243V198H241V200H242ZM73 201H74V200H73ZM234 201H235V200H234ZM250 201H251V200H250ZM236 202H237V201H236ZM236 202H235V203H236ZM249 203H250V202H249ZM253 203H254V202H253ZM253 203H252V204H253ZM255 203H256V202H255ZM258 204H259V203H258ZM234 205H235V204H234ZM54 206H55V205H54ZM258 207H259V206H258ZM262 208H263V207H262Z\"/></svg>",
	"mask_w": 264,
	"mask_h": 264
},
{
	"label": "crops",
	"instance_id": "6",
	"mask_svg": "<svg viewBox=\"0 0 264 264\" xmlns=\"http://www.w3.org/2000/svg\"><path fill=\"white\" fill-rule=\"evenodd\" d=\"M81 258H82V257L80 256V258H79V259H81ZM74 262H75V264H79V263H78V261H75V260H74Z\"/></svg>",
	"mask_w": 264,
	"mask_h": 264
},
{
	"label": "clouds",
	"instance_id": "7",
	"mask_svg": "<svg viewBox=\"0 0 264 264\" xmlns=\"http://www.w3.org/2000/svg\"><path fill=\"white\" fill-rule=\"evenodd\" d=\"M102 92L104 93V92H105V90H102Z\"/></svg>",
	"mask_w": 264,
	"mask_h": 264
}]
</instances>
